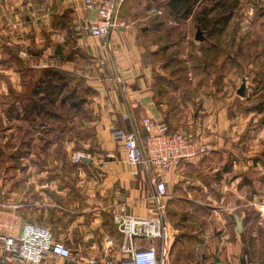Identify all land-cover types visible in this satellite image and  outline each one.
I'll list each match as a JSON object with an SVG mask.
<instances>
[{"label": "crops", "instance_id": "1", "mask_svg": "<svg viewBox=\"0 0 264 264\" xmlns=\"http://www.w3.org/2000/svg\"><path fill=\"white\" fill-rule=\"evenodd\" d=\"M123 1L124 6L130 2ZM73 6L69 28L66 16ZM87 13L82 0H0V123L17 122L23 133L0 136V237H18L26 223H36L49 228L55 240L65 242L75 260L47 252L41 262L32 263L12 258L3 247L0 258L6 264H88L91 258L96 264H121L126 256L124 238L113 214L125 202L130 213L151 216L150 198L161 174L171 195L164 235L156 244L164 264H241L243 256L253 264L245 246L247 238H260L251 224L256 213L258 222L264 221V203L243 201L238 188L229 199L227 191L235 181L224 178L230 170L223 168L221 179L214 174L228 149L247 143L242 134L256 113L261 114L248 107L244 110L243 103L261 92L254 80L264 66V0H241L224 36L219 63L227 64L219 81L212 73L207 86L197 91L195 80L191 81L193 95L199 92L202 98L199 110L189 94L169 90L160 95L155 62L159 53L149 33H144L145 26L125 15L127 26L94 38L73 27L76 17ZM23 49L31 56L21 55ZM46 67L71 72L95 90L72 135L67 128L60 133L45 125L35 130L22 117L6 114L14 94L28 88L32 70ZM244 82L242 96L238 90ZM173 95L178 96L173 99ZM126 113L142 135L141 119L152 117L167 121L174 130H194L213 144V150L166 170L139 165L140 173L133 175L134 167L113 135L115 129L133 128L124 118ZM87 130L94 133L92 137H78ZM76 150L87 152V158L73 162ZM216 191L220 194L215 196ZM196 192L208 200L187 196ZM236 215L242 219V230ZM149 243L137 240L138 245Z\"/></svg>", "mask_w": 264, "mask_h": 264}, {"label": "built area", "instance_id": "2", "mask_svg": "<svg viewBox=\"0 0 264 264\" xmlns=\"http://www.w3.org/2000/svg\"><path fill=\"white\" fill-rule=\"evenodd\" d=\"M122 3L123 0H82L84 10L94 12V15L87 13L77 16L74 30L94 38H105L114 29L127 26L126 19L120 14ZM149 12L166 15L170 23L178 24V19L169 15L164 7L152 6ZM254 12L255 8H250V13ZM20 53L27 58L31 56L24 49ZM198 53L201 54V51ZM124 118L132 122L133 128L130 131L115 129L113 135L126 151L127 162L134 167L133 175L140 173L139 165H155L160 170H166L205 156L213 150V144L192 129L174 130L165 120L144 117L140 121L145 130V135H142L131 114L126 113ZM87 156V152L76 150L72 160L80 163ZM170 198L168 183L160 174L156 180L155 192L150 198L153 211L151 216L141 217L130 213L125 202L119 205V209L113 214V221L124 238L123 252L126 256L121 264H164L156 244L164 235ZM1 238H4L3 242L0 241L3 249L17 260L38 263L47 252L69 261L75 260V254L65 242L55 240L49 228L36 223H26L18 237H0V240ZM141 238L147 239L149 245H138L137 240ZM88 264H96V260L91 258Z\"/></svg>", "mask_w": 264, "mask_h": 264}, {"label": "rangeland", "instance_id": "3", "mask_svg": "<svg viewBox=\"0 0 264 264\" xmlns=\"http://www.w3.org/2000/svg\"><path fill=\"white\" fill-rule=\"evenodd\" d=\"M166 0H130L128 5L124 6L122 3L120 14L124 17L125 15L129 18L136 20L139 27L145 26L146 30L144 33H149L150 42H154L157 47L158 55L156 56L155 62L159 68L157 72V90L161 92L160 95L168 93L171 91H179L173 94L188 95L193 98V86H191V81L195 80L194 87L196 91L206 87L208 81V72H204V56L201 52L198 53L199 44L194 36L197 30L195 21L192 17L188 19H178V24H173L169 22L166 15L160 16L149 12L152 6H163ZM158 6V7H160ZM70 12L66 16V20L73 22L72 12L75 10V6L69 7ZM71 13V14H70ZM74 16V15H73ZM126 18V17H124ZM163 47L167 48L162 52ZM164 48V49H165ZM73 51V52H72ZM71 54H74L72 49ZM216 69L212 68V71ZM207 80V81H206ZM264 94V93H263ZM178 95H173L174 97ZM195 97V110H199V104H201L202 98H200L199 92L196 93ZM263 100L262 94L255 97H248L244 100V110H250L251 106L259 101ZM87 112V104L85 108L81 111L76 119L75 114L69 115L66 120L67 123V133L72 135L75 133L76 124H80V119L82 114ZM79 113V111H78ZM247 113V112H246ZM75 117V118H74ZM74 122V125L71 123ZM53 124V123H52ZM64 123L53 124L54 129L57 126H63ZM19 123H0V136H17L23 135L19 131ZM22 126V125H20ZM10 127L13 130H9ZM72 127V128H71ZM39 129V127L37 128ZM72 131V132H71ZM52 132V135H55ZM94 133L87 130L85 134L78 133V137L87 138L92 137ZM38 135V134H37ZM242 137L247 139V143L243 146L238 145L228 149V154L224 157L223 163H218L217 167L219 170L214 174L217 178H224L221 174L226 167L230 170V173L224 178L225 182L235 181L233 189H228V197L237 194L235 191L237 188L242 189L243 201L254 199L260 204L264 203V112L261 114L256 113L254 118L249 121L248 130L242 134ZM227 161V162H226ZM225 162V163H224ZM237 166L235 167V164ZM225 164V165H224ZM234 165V166H233ZM211 172V170H208ZM212 172H215L213 170ZM205 173V172H203ZM196 184V183H195ZM231 185V184H229ZM244 186V187H243ZM242 187V188H241ZM220 191H216L218 195ZM220 194V193H219ZM192 195V196H191ZM187 194L190 197L200 198L202 196L203 200H208L206 195L201 192H196L195 194ZM191 200H193L191 198ZM258 212V211H255ZM254 212V213H255ZM187 214V213H185ZM256 217V218H255ZM255 220L251 224L252 231H256L259 235V240L247 238V243L245 246L246 251L249 253V257L253 264H263L264 263V221L258 222V214H254ZM250 236V235H248ZM2 245L0 244V249ZM1 252V251H0ZM0 260H2L0 258Z\"/></svg>", "mask_w": 264, "mask_h": 264}, {"label": "trees", "instance_id": "4", "mask_svg": "<svg viewBox=\"0 0 264 264\" xmlns=\"http://www.w3.org/2000/svg\"><path fill=\"white\" fill-rule=\"evenodd\" d=\"M240 4L241 0H166L163 6H158L164 7L175 19L192 17L196 27L204 31L206 38L198 47L204 56L203 70H211L207 75L215 73L216 80L219 81L227 64L226 61L219 63L225 50L224 36ZM65 23L71 28L72 22L67 20ZM164 48L162 52L167 49ZM212 68L216 70L212 71ZM263 68L256 71L254 80L261 90L258 97L262 94L263 100L260 98L250 108L260 113L264 112ZM94 93L93 87L71 72L56 67L32 70L28 88L23 93L14 94L6 114L10 118L22 117L35 130L45 125L51 131L62 133L67 127L69 115L81 112ZM18 104L22 107L21 111ZM52 123L64 124L54 129Z\"/></svg>", "mask_w": 264, "mask_h": 264}, {"label": "water", "instance_id": "5", "mask_svg": "<svg viewBox=\"0 0 264 264\" xmlns=\"http://www.w3.org/2000/svg\"><path fill=\"white\" fill-rule=\"evenodd\" d=\"M145 29V28H144ZM206 36H205V33L203 30H201L199 27L197 28L196 32H195V39L198 40L199 42H203L205 40ZM245 92H246V83L244 82L239 90H238V93L240 95H245ZM236 217V224H237V227L239 230H242L243 229V224H242V219L239 218L237 215L235 216ZM0 264H6L4 263L2 260H0ZM241 264H248L247 262V259L245 256H243L241 258ZM264 264V263H263Z\"/></svg>", "mask_w": 264, "mask_h": 264}]
</instances>
